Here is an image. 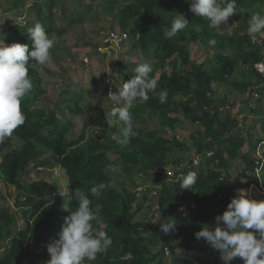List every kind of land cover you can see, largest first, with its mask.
I'll return each instance as SVG.
<instances>
[{"label":"trees","instance_id":"trees-1","mask_svg":"<svg viewBox=\"0 0 264 264\" xmlns=\"http://www.w3.org/2000/svg\"><path fill=\"white\" fill-rule=\"evenodd\" d=\"M99 3L100 12L116 18L118 30L129 34L132 49L143 54V61L138 64L147 62L152 66L150 77L159 78V87L155 93H149L146 102L136 101L129 109L136 136L127 145H120L116 142L117 136L107 133L111 127L106 123L105 113L95 111L89 104L88 107L81 104L82 91L64 100L63 113L41 106L39 99L48 93L40 76L42 65L29 62L28 74L34 88L21 101L25 123L12 133L21 144L12 146L11 136L0 143V180L5 186L15 187L16 192L13 204L0 192V245H4L0 264H46L39 256H32L37 252L31 254L30 247L41 244L43 252H48V244L58 239L64 217L69 215L63 204L77 187L92 200L96 213L94 228L106 231L112 240L106 252L85 264H163L165 252L157 248L160 244L168 246L172 254V260L166 264H192V250L197 244L206 250L210 247L203 240H197L194 233L202 226L215 227V216L223 213L231 198L237 195V189L246 187L250 181H258L251 173L244 175L248 179L242 183L239 176L230 172L234 161L245 160L246 165L252 167L257 158L252 154L253 142L238 126L243 114L221 112L226 98L214 95V85L230 83L252 96L262 83L254 64L262 59L264 44L253 41L247 28L253 14L264 15V0H236L238 11L230 18L239 20V26L228 31L212 28L206 18L196 17L185 0H100ZM33 4L35 17L8 24L7 30L0 33V43L28 44L31 48L26 32L35 23H41L50 37L54 34L60 37L69 28L82 24L85 11L93 7L87 3L85 10L83 0H72L69 8L65 0H48L47 4L34 0ZM29 9L28 13H33V9ZM55 11L67 16L63 28ZM178 13L186 16L189 25L177 37L165 39L164 29L170 27ZM210 40L216 41L214 46L209 44ZM197 41L216 53L208 60L193 58L191 43ZM51 55L55 56V52L51 51ZM239 68L242 79H232ZM127 75L126 72L123 77ZM108 88L104 92L106 99ZM160 90L168 93L165 103L159 100ZM260 90L264 91V86L258 87ZM256 107L249 109L256 113ZM176 111L200 126L186 134L187 138L182 141L168 136L165 130L167 127L175 129L178 118L173 113ZM147 115L156 116L162 130L142 127ZM261 115L252 124H246L248 135L252 127H260L264 133V110ZM76 116L83 119L84 127L78 137L71 138L68 134ZM113 127L119 129V126ZM91 128L105 132L86 135V130ZM247 141L250 145L245 149ZM190 143L201 154L197 165L192 162V154L180 159L182 151L188 152ZM43 149L57 156L58 161L40 159ZM208 151H213V155L206 156ZM30 163L38 168H53L59 164L67 176L66 192L46 178L23 180L21 174ZM110 164L118 165L120 171L110 172ZM188 172L197 173V182L193 190H182L179 178ZM260 174L264 176V167ZM138 179L149 185V191L141 198L135 192ZM101 183L108 186L101 197H92L90 188ZM59 192L66 194L65 200ZM151 201L156 204L162 221L175 220V229L167 235L160 230H147L148 224L135 218L145 204L150 207ZM181 206H185V210L180 211ZM76 207V201L72 200L70 211ZM43 232L48 238L43 237ZM177 246L179 252L175 249ZM231 264H243V261L236 258Z\"/></svg>","mask_w":264,"mask_h":264},{"label":"clouds","instance_id":"clouds-1","mask_svg":"<svg viewBox=\"0 0 264 264\" xmlns=\"http://www.w3.org/2000/svg\"><path fill=\"white\" fill-rule=\"evenodd\" d=\"M185 2L189 4L191 13H194L196 17L206 18L212 28L227 25L229 18L238 11L236 0H185ZM34 8L35 6H33ZM188 25L189 21L186 16L183 13H178L172 18L170 27L164 29L165 39L171 40L177 37L178 33L185 30ZM261 33H264V15L253 14L248 22L247 34L255 40ZM26 35L31 40V48L28 44L13 43L9 45L4 41L0 43V143H3L15 129L25 123L26 116L21 109V101L34 88L28 74L29 62L35 61L39 65L52 62L51 50L56 44V38L50 37L41 23H35L28 27ZM215 43V40L209 41L210 45L214 46ZM102 45L106 46L103 42ZM152 71L153 68L149 63L138 64L133 69L134 75L127 82L122 83L117 91L107 93L110 100L117 106L105 113V120L109 127L119 126L120 134L117 136L116 142L120 145H127L130 139L136 136L129 109L138 100L146 102L149 99V93H155L159 87V78L150 77ZM254 71L259 76L255 68ZM260 80L262 83L255 90L264 86V81L261 78ZM255 90L253 95L258 94ZM262 92L263 96L258 94V97L256 95L255 97L257 99L264 97V91L262 90ZM167 95L166 90L159 91L161 103L166 102ZM254 130L257 134H261V138L256 142L251 140L254 144L253 150H256L258 143L264 138V133L261 132L260 127L258 130L257 128ZM253 156L255 155L253 154ZM108 169L112 173L120 171L118 165L110 164ZM251 173L255 175L254 171ZM257 178L261 183H264V176L258 175ZM196 182L197 173L188 172L179 178V187L182 190H193ZM249 184L244 188H238L237 195L231 198L223 213L215 216V227L202 226L194 233L197 240H203L213 250L219 252L224 264H231V261L236 258L242 259L243 264H264V199L249 198L246 194ZM107 186L101 183L91 187V196L101 197ZM147 191L149 190L147 189ZM59 194L65 200L66 194L63 192H59ZM72 200L77 203L74 211H70ZM63 208L69 212V215L64 217L58 239L47 246L50 258L46 264H85L86 261H95L98 254L107 251L112 240L106 231L94 228L93 221L96 218V213L89 195L77 187L72 190L71 196L68 197V202L63 204ZM185 208V206H181L179 210L183 211ZM174 229V219L170 222L160 223V232L165 235ZM257 234L259 238H257Z\"/></svg>","mask_w":264,"mask_h":264},{"label":"rangeland","instance_id":"rangeland-1","mask_svg":"<svg viewBox=\"0 0 264 264\" xmlns=\"http://www.w3.org/2000/svg\"><path fill=\"white\" fill-rule=\"evenodd\" d=\"M90 1L91 0H83L85 10H87V3H91L93 7L91 10L85 11V21L82 24L69 28L68 31L60 37L54 34L56 44L51 51L55 52V56L51 55L52 62L50 64L42 65L39 69L40 76L42 77V85L48 90V93L39 99V104L43 107L48 109L55 108L63 113L64 107L66 106L64 100L71 97L74 98L77 92L82 91V96L80 97L81 104H84L87 107L89 104L91 108H94L95 111L99 113L109 112L112 109L110 106L114 107L117 105L110 100L109 96L106 99L104 94L106 87L109 86L107 93H109V91H117V88L120 87L123 82L128 81L132 75H134L133 69L138 63L143 61V54L132 49L131 39H129L120 49L116 50L112 47L102 45V38L109 30L119 29L116 25L117 20L111 15H105L100 12V0H97V2L94 3ZM121 1L128 2L130 0ZM40 2H46L47 4L48 0H40ZM65 2L67 3V8L72 5V0H65ZM33 3L34 0H23L22 2L19 0H0V11L2 12L0 15V33L3 34V32L7 30L8 24L11 25L19 21H24V18L28 19L30 17H35L36 9H33ZM29 8L33 9V13H28V10H31ZM69 11L70 9L67 10V13ZM55 12L57 14V21L61 28H63L62 26L65 25L67 16L59 14V11ZM238 23L239 20L229 18L228 24L221 25L219 30H225V28L227 31L231 30L232 27L239 26ZM99 46L101 47L99 48ZM191 47L192 57L200 61L208 60L212 57L213 53H216L211 48L198 41L191 43ZM120 63H122V66H120ZM126 72L128 74L127 77H123ZM241 73L242 69L239 68L233 73L231 78L234 80H241ZM255 92H257L259 96L260 94L263 96L262 90H255ZM214 95L218 98H226V102L221 105L223 107L220 108L221 112L224 113L227 111L228 114L232 115L237 113L243 114L242 117H240L238 126H241L240 130L244 136H248L253 142H256L261 138V134H257L254 127L250 128L252 131H250L249 135L248 132L246 133L245 128L246 124H249L250 122L252 124V121L255 122L257 119L261 118V112L264 110L262 97L261 99L256 100L257 97L253 95V98H251V94L249 95L246 91L235 88L230 83L215 84ZM250 106H257L255 109L256 113L250 111ZM176 112L173 113V115L178 118L175 129L171 130L167 127L165 130L168 136H178L177 139L182 141L184 138H187L186 134L195 132L200 126L198 123H192L189 119L184 118L178 111ZM64 115L66 114L64 113ZM141 126L145 128L157 127L159 130H162V125L158 124V119L154 115H147ZM83 127V119L80 116L74 117V119H72V126L68 136L71 138L78 137L82 132ZM256 128L257 130L259 129V127H255V129ZM103 132L105 131L102 129L91 128L86 130V135L97 136ZM107 133H110L114 137L120 134L118 127H111L107 130ZM20 144L21 141L19 138L11 135V145L19 146ZM249 145V141H247L245 149H248ZM259 146V152L262 151L264 153V144L260 143ZM194 152L195 149L192 148L190 143L188 152L186 153L182 151L180 159L185 156L189 157ZM253 154H256V150H253ZM42 158H50L53 162L58 161L57 156L51 154L50 151L45 149L41 151L40 159ZM252 171H254V167H248L245 160L234 161L233 166L230 169L231 174L239 176L242 183L247 182L248 179L244 175L250 174ZM258 175L261 176L260 173ZM21 178L27 181L46 178L51 180L57 186L62 187L66 192L67 176L59 164L53 168L45 166L38 168L34 166L33 163H30L26 168V171L21 174ZM137 182H141L140 179H138ZM259 183H261L260 180ZM261 184L263 185V183ZM151 189L152 192L155 191L154 187ZM0 192H5L8 197V202L13 204L16 192L14 189H11V192H8V186H5L4 182L1 180ZM246 194L249 198L264 199V195L259 194L256 187H249V190H246ZM138 198L141 197L139 196ZM150 204V207L148 204H145L135 218L146 222L148 224L147 230L156 232L160 230V223L163 221L156 209V204L153 201H151ZM13 206L11 205V207ZM15 210L18 209L15 208ZM43 237L48 238V234L43 232ZM198 246L199 245L197 244L196 247ZM196 247L192 250V260H194L192 264H214L217 259L221 258L219 252L213 250L211 247H209V250L201 248V245L199 248ZM157 248H162V251L165 252L162 244L158 245ZM30 249L31 254L37 252V255L35 254L32 256H39V260L43 263H46L50 258L48 252L46 254L43 252V245L41 244H33ZM175 249H177V252L180 251L178 246L175 247ZM164 255L165 261L163 264L169 263L172 260V254H167L165 252Z\"/></svg>","mask_w":264,"mask_h":264},{"label":"built area","instance_id":"built-area-1","mask_svg":"<svg viewBox=\"0 0 264 264\" xmlns=\"http://www.w3.org/2000/svg\"><path fill=\"white\" fill-rule=\"evenodd\" d=\"M264 36V33H261ZM128 39V34L126 32H122V31H114V30H109L105 36L102 39V42L109 47H112L113 49H119L121 48V46L127 41ZM255 42H257L258 44H264V41H262L260 39V37L258 39L253 40ZM255 70L257 71V73L259 74L260 78L264 81V49H263V56H262V60H260L259 62L255 63L254 65ZM258 97V94H255ZM178 138V136L176 137ZM263 143L264 144V138L258 143L257 147H256V160H255V166H254V173L257 177V175L260 173L261 170V166H262V161L264 158V153L262 151L259 152V144ZM206 156H210L213 155L212 151H208L207 153H205ZM192 162L194 165H197L199 163V160L201 159V154L200 153H196V151L192 154ZM172 171H169V173ZM258 180V178H257ZM249 187H256V190L259 194H264V186L259 183V180L257 182H251L248 186V188L246 190H249ZM149 188L148 185L146 184H142L139 183L136 188H135V192L136 195L139 197L141 196L144 192L147 191V189ZM11 189L15 190V187H8V192H11ZM7 191V190H5ZM4 194L6 195V193L4 192ZM8 198V197H7ZM258 236V234H257ZM259 237V236H258ZM4 250V245L1 246L0 245V254L2 253V251ZM164 251L169 254L170 253V249L168 246L164 247ZM214 264H223V260H221V258L217 259L216 262Z\"/></svg>","mask_w":264,"mask_h":264},{"label":"crops","instance_id":"crops-1","mask_svg":"<svg viewBox=\"0 0 264 264\" xmlns=\"http://www.w3.org/2000/svg\"><path fill=\"white\" fill-rule=\"evenodd\" d=\"M259 37H260V39H261L262 41H264V36H263V34H259Z\"/></svg>","mask_w":264,"mask_h":264}]
</instances>
